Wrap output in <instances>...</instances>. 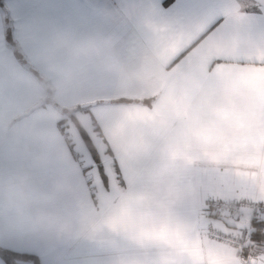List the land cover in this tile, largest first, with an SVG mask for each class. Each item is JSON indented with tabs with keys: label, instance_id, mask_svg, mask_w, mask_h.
I'll use <instances>...</instances> for the list:
<instances>
[{
	"label": "crops",
	"instance_id": "0c3cea01",
	"mask_svg": "<svg viewBox=\"0 0 264 264\" xmlns=\"http://www.w3.org/2000/svg\"><path fill=\"white\" fill-rule=\"evenodd\" d=\"M5 18L0 250L15 264H248L207 223L244 229L206 212L264 204V40L211 41L206 18L161 0H0Z\"/></svg>",
	"mask_w": 264,
	"mask_h": 264
},
{
	"label": "snow or ice",
	"instance_id": "6c2138e0",
	"mask_svg": "<svg viewBox=\"0 0 264 264\" xmlns=\"http://www.w3.org/2000/svg\"><path fill=\"white\" fill-rule=\"evenodd\" d=\"M161 8L188 20L207 19L202 36L211 41L224 44L234 39L247 43L250 39L259 37L264 40V0H227L219 3L218 0H161ZM3 24L4 40L8 44L15 43V25L7 18ZM222 59L217 55L216 61ZM98 163V170L103 166ZM106 182V177L102 175ZM264 213V207H260ZM254 230H242V236L247 231L250 241L242 250V255L248 264H264V218L250 221ZM0 264H15V261L3 252H0Z\"/></svg>",
	"mask_w": 264,
	"mask_h": 264
},
{
	"label": "built area",
	"instance_id": "2783aa9c",
	"mask_svg": "<svg viewBox=\"0 0 264 264\" xmlns=\"http://www.w3.org/2000/svg\"><path fill=\"white\" fill-rule=\"evenodd\" d=\"M80 165L83 164L82 161H79ZM94 181V178L92 176L86 175V182L88 184H91ZM246 205V202L244 199H239L236 201H214L210 204L208 207V211L206 212L207 215H216L215 213L218 212L217 210L221 211V214H219V217L222 216H231L233 218L238 217L242 213V209ZM249 207L254 210V213L252 214V218H256L262 212H260V207H264V204L259 202L254 203H247ZM264 214V213H263ZM249 221V222H250ZM212 222L207 223V234L210 238L214 239L217 242H223L225 244H229L231 246H236L237 248H240L241 250L244 249L246 245L250 242L248 240V237L242 238L236 234H233L228 231H224L216 227L215 225L211 224Z\"/></svg>",
	"mask_w": 264,
	"mask_h": 264
},
{
	"label": "trees",
	"instance_id": "16d2710c",
	"mask_svg": "<svg viewBox=\"0 0 264 264\" xmlns=\"http://www.w3.org/2000/svg\"><path fill=\"white\" fill-rule=\"evenodd\" d=\"M89 106H90L89 104L84 105V106H83V105H79V106L77 107V109L84 110V109H87ZM72 118H74V117H72ZM77 126H78V128H79V130H80V133H81V135H82L84 141L86 142V144H87L89 150L91 151L92 156H94V158H96V161H99V157H98V154H97V150H96V148L94 147V145L92 144V142H91V140H90L88 134H87V133L85 132V130L79 125V123H77ZM251 226H252V228H253L252 230H254V226H253V225H251ZM0 252H3V253H5V254L8 255V256H9V254H12L10 251H4V250H0ZM18 256H20L19 258H21V259H28V260L33 261V262L36 263V264H40L39 261H38V259H37V258L35 257V255H33V254L25 253V254H19Z\"/></svg>",
	"mask_w": 264,
	"mask_h": 264
},
{
	"label": "water",
	"instance_id": "95a60500",
	"mask_svg": "<svg viewBox=\"0 0 264 264\" xmlns=\"http://www.w3.org/2000/svg\"><path fill=\"white\" fill-rule=\"evenodd\" d=\"M84 105H87V104H83V106ZM222 219L231 228H236V229H249L251 227L250 222L249 223H244V222H241L238 219H235V218H233L231 216H222ZM20 263L21 264H36L33 261L28 260V259H21L20 260Z\"/></svg>",
	"mask_w": 264,
	"mask_h": 264
},
{
	"label": "rangeland",
	"instance_id": "374dc122",
	"mask_svg": "<svg viewBox=\"0 0 264 264\" xmlns=\"http://www.w3.org/2000/svg\"><path fill=\"white\" fill-rule=\"evenodd\" d=\"M97 174H99V176H100V173H99V171H97ZM244 201L246 202V205L244 206V208L246 207V206H249V205H247V203H254L255 201H251L250 202V200L249 201H246L245 199H244ZM244 208L242 209V212H243V210H244ZM218 212H216L215 214H216V216H219V214H221V211H219V210H217ZM252 211V210H251ZM254 213V210L252 211V214ZM242 214V213H241ZM220 218V217H219ZM251 218H252V215H251ZM250 218V219H251ZM260 218H264V214L262 213V214H260L259 216H257L255 219H260ZM211 224H213V223H211ZM215 226L216 227H218L219 229H223L220 225H219V223L217 222V223H215ZM252 226L249 228V229H246L247 231H252ZM231 233H233V234H236V235H238V236H240V237H242V238H245L246 236H247V232L245 231L244 232V234H243V236H242V232H231ZM223 243V242H222ZM224 244V243H223ZM250 244V242L248 243V245Z\"/></svg>",
	"mask_w": 264,
	"mask_h": 264
}]
</instances>
